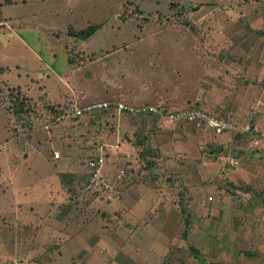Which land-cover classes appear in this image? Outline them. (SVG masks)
Listing matches in <instances>:
<instances>
[{
	"label": "rangeland",
	"instance_id": "374dc122",
	"mask_svg": "<svg viewBox=\"0 0 264 264\" xmlns=\"http://www.w3.org/2000/svg\"><path fill=\"white\" fill-rule=\"evenodd\" d=\"M261 37L264 0H0V264H264L255 93L239 119L221 113L237 130L219 135L83 112L155 91L150 68L164 56L168 70L190 68L206 41L242 64L251 44L264 51ZM182 93L173 102L195 98Z\"/></svg>",
	"mask_w": 264,
	"mask_h": 264
},
{
	"label": "crops",
	"instance_id": "0c3cea01",
	"mask_svg": "<svg viewBox=\"0 0 264 264\" xmlns=\"http://www.w3.org/2000/svg\"><path fill=\"white\" fill-rule=\"evenodd\" d=\"M242 12L243 11L239 13L242 14ZM224 17H226V15ZM209 25L214 30L218 29V27L220 26L219 25L213 27L211 24ZM261 36H263L262 33ZM261 39L264 41V37H261ZM244 43H246L245 40H243L241 44L244 45ZM198 46L200 47V51L198 50V48H196V46L192 47L190 51L192 55L195 53L198 54V52L202 53L203 58L201 59V61H199V64H196L198 58H191L192 61L189 66L190 68H188L187 64L184 63L180 64V66L176 68L177 62L174 63L175 65H173V60L171 61V66L168 70L166 68V62L168 61L167 58L169 57L164 56L163 58L166 60L165 62H163V60V63H160L158 61L156 64L154 63L155 65H151L152 67L150 68H157L160 70V74L158 75L157 73L154 78V87H156L155 91H151L148 93L143 92V94L141 95L142 98L130 96L129 93H120L122 98H124L125 100L117 101L132 105L134 101L141 100L145 104H154L155 106L162 108L166 106L168 108H165L166 110H179L184 108L177 109L175 105L176 103H180V101L178 99L175 103L173 102V98H180V96L183 94L182 92H193L192 94H195L194 100H192L193 98L190 100L184 99V102L180 103V105H188L192 100L191 103L194 104L193 107L201 108L202 110L206 109L205 111L218 116L223 113L224 115L227 114L229 116H235L236 119H239L238 116L245 115L246 111L247 113L251 111V104H249L246 110L243 111L240 109L241 103H245L249 97H251L252 101L253 97L251 93H255V95L259 97L260 101H257L254 104L255 110L254 112H252V115L256 116L260 114L264 110V51L257 50L258 43L251 44L252 47H248L250 52L243 55L244 61H242V64L236 65H233L231 62H225V60H222L221 58L215 57V50H217V55L221 54L220 49L222 45L203 41L200 42ZM255 52L260 53L259 56H257ZM118 53L119 52H116V54ZM196 54L195 56H197ZM128 63L132 66L130 60H128ZM118 64H120V62H118ZM166 72H169L172 77L175 78L174 81H166L164 77ZM196 81L198 82L196 83ZM143 83L144 82H142V84ZM179 84L183 85V90L174 92L173 90L180 87ZM199 88H201V92ZM165 90H167V92H165ZM127 101H130L131 103ZM180 105L177 106L184 107ZM203 132H208V130H203ZM52 158L54 161H58L61 158V155L59 154V157L56 159L52 154Z\"/></svg>",
	"mask_w": 264,
	"mask_h": 264
},
{
	"label": "built area",
	"instance_id": "2783aa9c",
	"mask_svg": "<svg viewBox=\"0 0 264 264\" xmlns=\"http://www.w3.org/2000/svg\"><path fill=\"white\" fill-rule=\"evenodd\" d=\"M91 107V108H90ZM84 108L83 112H90L94 110H110L117 113H124L129 115L146 117H155L158 120L166 121L169 123H189L198 128H204L215 135L223 134L226 132L236 131L237 126L230 119L222 118L218 115L209 113L201 108H184L179 110H166L162 107H155L150 105H143L142 107H133L120 101H104L101 103L92 104V106ZM82 114L81 111H77V115ZM248 127H246V131ZM54 158H58L59 154H54ZM95 163H91V169H96Z\"/></svg>",
	"mask_w": 264,
	"mask_h": 264
},
{
	"label": "trees",
	"instance_id": "16d2710c",
	"mask_svg": "<svg viewBox=\"0 0 264 264\" xmlns=\"http://www.w3.org/2000/svg\"><path fill=\"white\" fill-rule=\"evenodd\" d=\"M1 70H3V69H1ZM0 70V72H2ZM193 108H195V107H193ZM51 109V111L52 112H57L56 110H55V107L53 106V108H50ZM163 109H165V108H163ZM59 113V112H58ZM220 117H222V118H225V119H227L225 116H222V115H220ZM154 120H158V118H155V117H152ZM202 130H205L204 128H201ZM152 166V164L151 165H149V167H151ZM60 175H63V174H60ZM59 175V176H60ZM191 252H192V254H193V257L196 259V260H198V255H199V252L195 249V248H191ZM199 261V260H198Z\"/></svg>",
	"mask_w": 264,
	"mask_h": 264
},
{
	"label": "water",
	"instance_id": "95a60500",
	"mask_svg": "<svg viewBox=\"0 0 264 264\" xmlns=\"http://www.w3.org/2000/svg\"><path fill=\"white\" fill-rule=\"evenodd\" d=\"M68 34L70 36H74V37H78V38H82V39L84 37H86V35H87L85 31L74 32L72 29H69Z\"/></svg>",
	"mask_w": 264,
	"mask_h": 264
}]
</instances>
